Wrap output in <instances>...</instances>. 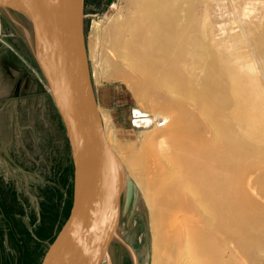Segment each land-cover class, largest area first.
I'll use <instances>...</instances> for the list:
<instances>
[{"label": "bare ground", "instance_id": "6f19581e", "mask_svg": "<svg viewBox=\"0 0 264 264\" xmlns=\"http://www.w3.org/2000/svg\"><path fill=\"white\" fill-rule=\"evenodd\" d=\"M184 7L124 0L101 35L111 57L103 75L129 82L162 115L169 144L124 155L100 114L104 135L148 207L152 264H264V10L239 21L224 51L211 21L195 31ZM42 31L36 24L41 44Z\"/></svg>", "mask_w": 264, "mask_h": 264}, {"label": "rangeland", "instance_id": "374dc122", "mask_svg": "<svg viewBox=\"0 0 264 264\" xmlns=\"http://www.w3.org/2000/svg\"><path fill=\"white\" fill-rule=\"evenodd\" d=\"M184 1L185 21L196 23L195 31L211 21L208 29L223 42L224 51L232 49L229 39L237 32L239 21L264 10V0ZM123 5L124 0H84L85 45L97 108L105 120L106 136L111 137L108 140L122 154L141 157L151 148H165L171 137L162 130L166 123L162 115L147 109L142 95L129 82L101 71L110 64L103 57L111 59L101 35ZM21 15L13 11L9 19L1 11L4 17H0L10 32L8 38L0 36L6 44L0 51V264H38L49 236L66 212L73 183L69 142L52 83L48 79L47 84L41 71L37 32ZM139 118L150 120L141 122ZM161 137L165 142L160 145ZM142 196L133 192L120 222L121 236L137 264H152L149 213ZM112 254L113 264H134L124 245L114 244Z\"/></svg>", "mask_w": 264, "mask_h": 264}, {"label": "water", "instance_id": "95a60500", "mask_svg": "<svg viewBox=\"0 0 264 264\" xmlns=\"http://www.w3.org/2000/svg\"><path fill=\"white\" fill-rule=\"evenodd\" d=\"M84 0H0V10L42 26V44L55 106L69 142L73 183L69 205L38 264H113L112 248H131L121 219L133 190L108 144L92 85L83 28ZM42 69V68H41ZM49 79V80H48Z\"/></svg>", "mask_w": 264, "mask_h": 264}, {"label": "crops", "instance_id": "0c3cea01", "mask_svg": "<svg viewBox=\"0 0 264 264\" xmlns=\"http://www.w3.org/2000/svg\"><path fill=\"white\" fill-rule=\"evenodd\" d=\"M1 11L0 10V17H4V16H1ZM5 12V11H4ZM5 15L9 18V19H12L10 14L6 13L5 12ZM83 28H84V24H83ZM0 36L2 37H5V38H8L10 36V32H9V29H8V26H4L2 24V21L0 19ZM6 48V44L4 43V41H1L0 40V51L4 50Z\"/></svg>", "mask_w": 264, "mask_h": 264}, {"label": "trees", "instance_id": "16d2710c", "mask_svg": "<svg viewBox=\"0 0 264 264\" xmlns=\"http://www.w3.org/2000/svg\"><path fill=\"white\" fill-rule=\"evenodd\" d=\"M71 192H72V190H71Z\"/></svg>", "mask_w": 264, "mask_h": 264}]
</instances>
